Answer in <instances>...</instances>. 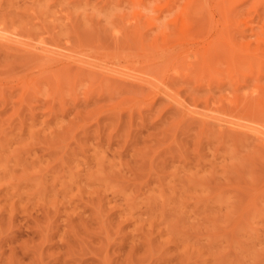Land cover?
Segmentation results:
<instances>
[{"label":"rangeland","instance_id":"1","mask_svg":"<svg viewBox=\"0 0 264 264\" xmlns=\"http://www.w3.org/2000/svg\"><path fill=\"white\" fill-rule=\"evenodd\" d=\"M0 29L33 47L0 42V264H264V139L220 121L264 128V0H0Z\"/></svg>","mask_w":264,"mask_h":264},{"label":"bare ground","instance_id":"2","mask_svg":"<svg viewBox=\"0 0 264 264\" xmlns=\"http://www.w3.org/2000/svg\"><path fill=\"white\" fill-rule=\"evenodd\" d=\"M209 2V1H208ZM3 29V28H2ZM2 29H0V32H1V30ZM6 31V30H5ZM4 34H6V33H3V31H2V34L0 33V42H2L3 44H5L6 46H8V44H15L13 41V39H11V37H13V36H11V37H9L7 34L6 35H4ZM12 34V33H11ZM16 34V33H15ZM15 36V35H14ZM262 37V36H261ZM15 39V38H14ZM22 43V42H21ZM1 44V43H0ZM2 44V45H3ZM16 44H18V46H22L19 42L18 43H16ZM49 44V43H48ZM28 45V46H27ZM50 45V44H49ZM4 46V45H3ZM6 46H4V47H6ZM16 46V45H15ZM25 45H23L22 47H24ZM55 46V45H54ZM9 47V46H8ZM8 47H6V49H8ZM12 47H14V46H12ZM17 47V46H16ZM15 47V48H16ZM28 47H31V46H29V44H27L26 43V46L23 48V49H25L26 51H28L29 49H27ZM10 48V47H9ZM31 48H33V47H31ZM36 48V47H35ZM40 48V51H41V53L43 52L44 54H43V56L46 58L45 60H46V62L47 63H50L51 65H61L62 64V66L64 65V66H66V63L65 62H67V65L69 64V61L71 60V61H75L76 60V58L75 59H73V57H70V56H67V55H64V54H59V53H53V52H50L49 53V48L47 49V48H44V47H39ZM23 49H22V51H23ZM38 49V48H37ZM64 49V48H63ZM39 50V49H38ZM17 51H18V49H17ZM21 51V52H22ZM35 51V50H34ZM52 51H55V50H52ZM24 52V51H23ZM29 52H32V51H29ZM62 52V51H61ZM34 53V52H33ZM31 54V53H30ZM38 54H40V53H38ZM76 54V53H75ZM27 55V54H26ZM35 55H37V54H35ZM197 55V54H196ZM38 56V55H37ZM40 56H42V54L40 55ZM43 56H42V59H43ZM206 56V55H205ZM208 56V55H207ZM81 58V57H80ZM83 58V57H82ZM198 58V57H197ZM196 58V59H197ZM41 59V58H40ZM212 59V58H211ZM84 60V59H83ZM93 60V59H92ZM97 60V59H96ZM100 60V59H99ZM206 60V59H205ZM204 60V61H205ZM210 60V59H209ZM41 61V60H40ZM82 61V60H81ZM203 61V62H204ZM45 62V63H46ZM76 62V61H75ZM77 62H78V60H77ZM252 62V61H251ZM72 63V62H71ZM84 63V62H83ZM86 63V62H85ZM44 64V63H43ZM49 64V65H50ZM88 64H91V63H88ZM105 64V63H104ZM211 64V63H210ZM72 65H74V64H71V66ZM81 65V64H80ZM99 65V64H98ZM124 65V64H123ZM207 65H209V64H207ZM61 66V67H62ZM86 66V65H85ZM88 66V65H87ZM93 66V65H92ZM128 66V65H127ZM50 67V66H49ZM72 67H75V66H72ZM78 67H80V66H78ZM77 65H76V70H77ZM90 67V66H89ZM94 67V66H93ZM92 67V68H93ZM96 67V66H95ZM99 66H97L96 67V69L98 68ZM101 67V66H100ZM124 67V66H123ZM129 67V66H128ZM53 68V67H52ZM81 68V67H80ZM86 68H88V67H86ZM106 69H107V71L108 70H110V69H112V68H110L109 69V67H105ZM64 69H66V70H69V68H67V67H65ZM95 69V70H96ZM102 68H100L99 70H101ZM136 69V68H135ZM210 69V68H209ZM61 70V69H60ZM63 70V69H62ZM72 70V69H71ZM125 70V69H124ZM131 70H133V68L131 69ZM104 71H105V69H104ZM111 71V70H110ZM139 71V70H138ZM132 72H134V71H132ZM144 72H146V71H144ZM144 72H142V71H140V73H144ZM79 73V72H78ZM120 73V72H119ZM136 73V72H135ZM114 74V73H113ZM117 75H119L118 73H116ZM121 74H123V73H121ZM131 74V73H130ZM145 74V73H144ZM116 75V76H117ZM143 75V74H142ZM141 75V76H142ZM150 75H152V74H150ZM114 76V75H113ZM115 76V77H116ZM120 76V75H119ZM121 76H126V74H124V75H121ZM128 76H130V75H128ZM147 76H148V73H147ZM109 77H111V76H109ZM133 77V76H132ZM145 77V76H144ZM113 78V77H112ZM134 79H135V77H133ZM132 78V80L134 81V79ZM143 78V77H142ZM116 79H117V77H116ZM119 79V78H118ZM122 79H124V78H122ZM121 79V80H122ZM128 79V78H127ZM137 79H140V80H143V79H141V78H138V77H136V80ZM114 80V79H113ZM120 80V79H119ZM129 80H130V77H129ZM124 81V80H123ZM151 81V80H150ZM131 82V81H130ZM148 83H149V81H147ZM140 85V84H139ZM144 85V84H143ZM151 85H154V83L153 84H151ZM156 85V84H155ZM143 87V86H142ZM150 91V90H149ZM173 91V90H172ZM151 92V91H150ZM155 97V96H154ZM192 105H193V103H192ZM177 107V106H176ZM178 108H180V107H178ZM190 107H188V109H189ZM212 108V107H211ZM187 108H185V110H187V113L186 114H193L194 113V111H191V110H188ZM216 109V108H215ZM181 110V109H180ZM212 110H213V108H212ZM218 110V109H217ZM186 112V111H185ZM214 112V111H213ZM218 114V113H217ZM196 115V114H195ZM207 115V114H206ZM210 116V115H209ZM209 116H207V118L208 119H211V118H213L214 120H216V118L218 119V117H212V116H216V115H211V117H209ZM189 117V116H188ZM191 118H193L192 116H191ZM197 119V118H196ZM220 119V118H219ZM218 119V120H219ZM233 119V118H232ZM236 119H238V120H230V119H227V120H224V118L223 119H220V121H222V123H225V124H228L229 126H231V128H232V126L234 127V128H236V127H239V129H242L243 128V131H244V129L246 130V132L248 133V131H250L255 137H260V139H264V128H260V127H254L255 126V124L256 123H254V121L253 120H251V121H253L251 124L249 123V122H251V121H249V119H248V123L250 124H246V123H244L243 124V122L241 123L240 121H239V118H236ZM207 120V119H206ZM212 120V119H211ZM210 120V121H211ZM209 121V120H208ZM254 123V126L252 125ZM222 125V124H221ZM256 125H258V124H256ZM225 128V127H224ZM234 128L232 129V130H234ZM260 128V129H259ZM262 129V130H261ZM238 131V130H237ZM239 131H241V130H239ZM249 132V133H250ZM249 136H250V134H249Z\"/></svg>","mask_w":264,"mask_h":264}]
</instances>
